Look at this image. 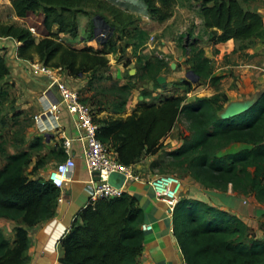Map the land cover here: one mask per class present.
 I'll list each match as a JSON object with an SVG mask.
<instances>
[{
  "label": "trees",
  "instance_id": "trees-1",
  "mask_svg": "<svg viewBox=\"0 0 264 264\" xmlns=\"http://www.w3.org/2000/svg\"><path fill=\"white\" fill-rule=\"evenodd\" d=\"M142 1L155 21L165 22L172 17L178 0ZM194 1L200 6L204 27L217 52L230 41L238 44L239 50L264 43L263 15L253 6L258 0ZM11 2L17 17L26 21L35 18L38 24L8 22L0 17V37L21 43L18 56L22 59L37 58L46 66L62 68L76 78L90 75V89L94 92L82 101L91 104L99 125L98 138L110 146L120 163L134 166L146 155L157 154L168 134L184 117L189 135L178 149L166 153L168 162L160 165L154 162L152 167H160L165 174L189 173L206 188L227 191L231 186L233 191L252 195L264 204V91L250 109L227 119L221 116L223 105L229 101L225 93L197 97L193 101H188L186 94L165 97L159 104L142 101L131 115L121 117L132 96V85L114 81L107 89L95 88L94 84L112 79L105 75L110 68L109 56L119 51L118 42L124 35L132 37L129 28L136 24V18L107 0ZM79 15L89 17L91 38L96 16L106 21L112 35L98 48L77 49L67 45L59 34L77 38ZM40 24L49 34L37 38L35 29ZM55 25L58 32L53 31ZM136 31L144 34L142 30ZM190 48L188 64L198 80L194 83L187 79L180 84L186 92L194 84H217L220 77L214 76L215 66L205 49L197 47L195 42ZM166 65L164 59L154 57L145 63L142 77L151 78L159 85L158 76ZM9 70L6 56L0 53V156L4 158L0 169V219L16 223L11 238L0 226V264H29V230L55 216L61 189L41 176H31L45 164L43 158L31 173L27 172L33 152L22 149L25 142L22 139L17 142L18 132L14 133V141L6 139L10 119L17 115L14 99L10 101L12 110L7 111ZM10 111L14 113L12 117ZM103 112L113 115L101 117ZM10 143L18 149L13 154L7 149ZM235 144L244 147L222 154ZM144 220L145 213L137 197L127 191L117 197L90 201L61 239L65 252L62 263L140 264ZM174 228L189 264H264V240L251 235L243 219L214 206L204 197H185L179 201L174 209Z\"/></svg>",
  "mask_w": 264,
  "mask_h": 264
},
{
  "label": "crops",
  "instance_id": "crops-1",
  "mask_svg": "<svg viewBox=\"0 0 264 264\" xmlns=\"http://www.w3.org/2000/svg\"><path fill=\"white\" fill-rule=\"evenodd\" d=\"M116 1L122 4L123 7L125 6L124 8L126 10L121 7L119 8L123 9L128 14L133 15L137 22H139V20L141 21V17H150V15L143 14L145 4L142 0ZM4 10H7L10 13L12 20L24 23V19L15 15L11 0H0V17L2 19ZM96 17H94V21L101 19L99 16ZM89 21L90 19L88 16L79 15L78 37L72 38L64 33H60V37L67 45L77 49H82L88 46L98 48L99 44L95 39L96 24L93 32V38H91L88 27ZM143 25V23H140L137 27L145 29ZM38 30L41 33L38 34L40 38L49 34L43 24L39 25ZM57 30L58 26L55 25L53 31L58 32ZM85 42H87V44H85ZM20 45L21 43L15 39L0 37V53L6 56L10 67L9 75L7 76L6 81L11 84V87H13L14 91L17 92L18 95L15 103L17 115L13 118V120H11L12 122L10 121L12 126L10 125L7 129L8 131L10 130V134H12L10 135V139H13L14 141V133L18 132L20 139L17 142L21 139L25 142L22 149L31 150L33 152L30 167L37 163L39 156L43 157L45 160V164L39 168L36 173L31 175L33 178H37L39 176L48 178L50 173L56 168L57 164L70 156L64 148L66 139L72 140L70 154L76 161V168L72 172L70 178L65 182L63 188H61V195L59 198L62 197V201L58 200V207L55 216L29 230L31 238V247L29 251L31 260L29 264H63L61 260L63 259L65 252L61 239L70 229L74 220L78 218L80 210L90 202V194L87 190L90 174L87 170L84 157L86 148L84 139L85 130L79 128L77 116L70 114L66 109H63L60 113L58 126L55 129L44 131L39 128L36 123L35 116L46 110L50 104L59 101V90L56 84H53L51 77L46 74H37L32 72L33 64L41 63L37 58L31 61L22 59L18 56V47ZM152 58L139 62V66L144 69L145 63ZM62 72L67 84L72 87L75 86L76 88H79L81 95L85 93V96H88L94 92L90 90L89 75L76 78L70 76L63 69ZM134 73H136V71L132 70V74ZM148 80L150 82L149 86L154 88V90H149V93L151 94L152 91L154 92L151 95L149 93H145V96H140L139 103L145 101L151 104H159L163 98L159 99V102H156V99L157 95H161L159 94L161 93L159 92L161 87L155 90V81H153V79L151 80V78ZM163 86L165 87V84ZM171 96L174 95H165L164 98ZM150 99L154 102L150 101ZM255 100L256 97L254 99L248 98L244 100L235 99L230 104L248 103L249 105H252ZM137 105L132 111H127L126 106V111L120 116L127 117L131 115L137 108ZM13 115L14 113H12L10 117ZM112 115L113 114L110 112H103L100 116L107 117ZM26 120L29 122L28 126L24 125L26 124ZM15 127H17V129H15ZM11 129H13V131ZM238 145L242 144H235L233 146ZM17 150L18 149L16 148L15 151L11 153L13 154ZM146 156L152 157L153 155ZM132 168L139 175H145V171L140 170L143 169L140 162L132 166ZM138 170L140 172H137ZM184 178L185 183L182 191V198H201L204 196L202 195L204 194L202 192L203 188L197 184L198 181L192 177L189 179L186 177ZM150 180V177H143L142 181H129L125 189L127 192L137 197L139 205L145 213V220L142 225L144 230V244L138 257V261L140 264H181L182 259L186 257L181 241L175 233L174 211H172L164 201L156 196L155 191L150 184ZM230 188L232 187L230 186ZM210 203L232 213L230 208H226L221 204L212 203L211 201ZM238 216L241 218L240 215ZM4 222L14 223L12 220L1 218L0 225ZM144 225H147L149 228L144 229Z\"/></svg>",
  "mask_w": 264,
  "mask_h": 264
},
{
  "label": "rangeland",
  "instance_id": "rangeland-1",
  "mask_svg": "<svg viewBox=\"0 0 264 264\" xmlns=\"http://www.w3.org/2000/svg\"><path fill=\"white\" fill-rule=\"evenodd\" d=\"M108 1L115 4V6L126 10L124 8L125 6L123 7V5L116 0ZM253 6L258 7L259 12L263 15L264 19V0L256 1ZM145 8L143 14L149 15ZM106 14L109 15L108 13ZM3 20L16 22L12 20L10 13L7 10H4ZM16 23L37 25L38 21L33 18L29 21L24 20V23ZM140 23L144 24L143 26L145 29L137 27ZM95 24V39L98 41V44H100L112 35L113 30L102 18L97 19ZM134 26H136V30L144 31V34L142 35V32L140 33V31L137 32L133 29ZM134 26L129 28L132 37L124 35V38L118 42V46L120 47L119 51L115 54H110L109 56L110 68L105 75L111 76L112 79H104L101 82H96L94 84L95 88L103 86L107 89L114 81H118L121 84H131L132 96L128 102L127 111H132L137 104H140L139 100L142 94H148L149 90H154L153 87L149 86L150 82L148 79L150 78L142 77L144 71L143 68L139 66V62H143L152 57L164 59L167 64L161 73L166 79L164 83L165 87L163 86L164 84L158 85L155 83V90L161 87L159 90V92H161L159 94L161 95H157L156 102H159V99L164 98L165 95L167 96L169 94H186L188 101H193L197 97L225 93L229 96L230 101L223 105L222 112H224L227 106L235 99L244 100L248 98L254 99L255 97L258 99L264 91V43H260L254 48L239 50L238 44L234 41H230L221 46L217 52L213 42L210 41L209 32L204 27V21L200 13V6L196 1L178 0L174 7L172 17L165 22L155 21L151 16L149 18L141 17V21H136ZM39 33L38 28L35 29V35L37 38H40L38 35ZM101 34L103 36H101ZM119 35L120 34H117V36ZM194 42L197 47L204 48L206 55L212 59L213 65L215 66L214 76H219L220 80L217 84L211 82L202 85L194 84L193 88L189 92H186L185 87L180 83L188 79L187 73L190 70V65L188 64L191 49L190 45ZM85 44H87V42H85ZM123 48L125 49L124 52L121 51ZM132 70L136 71V73H134L135 75L132 74ZM73 88L79 90V88H76L75 86ZM90 90L94 91L93 89ZM153 92L154 91H152L151 94ZM81 96L82 98L86 97L85 93ZM88 96H90V94ZM108 96L111 97L109 94ZM17 97V92L11 87L7 111L12 108V103H10V101L14 99L16 103ZM150 101L153 100L150 99ZM88 104L91 105L89 102ZM10 112L11 116L13 111ZM11 120L13 119H10V121ZM25 123L26 124L24 125L28 126L29 122H27V120ZM10 125L12 126L11 123ZM15 129H17V127H15ZM11 130L13 131V129ZM8 132L9 133H5L7 140H9L11 138L10 135H12L10 134V130ZM188 135L187 121L184 117H181L173 131L164 140L163 148L152 157L145 156L142 158L140 163L143 166V169L140 170L145 171V175H140L144 178L150 177L152 179L157 175L165 174L162 173L160 167H152V163L157 162V164L160 165L161 163L168 162L169 157L166 156V153L178 149L184 142L183 138ZM14 147L15 146L10 143L8 144L7 149L11 153L15 151L16 148ZM243 147L244 146L242 145L233 146L224 150L222 154L237 152ZM41 158L43 157L39 156V159ZM3 164L4 158L0 156V169ZM34 166L35 165L32 167L29 166L27 172L31 173ZM137 172L140 171L138 170ZM166 174H175L178 176L179 179H181L180 182L182 189L184 188L185 183L184 177L188 179L192 177L189 173L179 171H169ZM43 178L48 180L46 177ZM197 184L203 188L202 192L204 194L202 195H204V198L210 200L212 203L221 204L226 208H230V210H232L231 214L236 216L240 215L245 221L251 235H255L256 238L264 240V204L257 201L254 196L241 195L233 191L232 188L227 191H221L208 187L206 188L199 182ZM15 224V222H4L0 226L3 228L4 232H6L8 237L11 238L13 236Z\"/></svg>",
  "mask_w": 264,
  "mask_h": 264
},
{
  "label": "built area",
  "instance_id": "built-area-1",
  "mask_svg": "<svg viewBox=\"0 0 264 264\" xmlns=\"http://www.w3.org/2000/svg\"><path fill=\"white\" fill-rule=\"evenodd\" d=\"M101 36H103L101 34ZM32 72L42 73L51 77L53 84H56L60 99L35 116L39 128L42 130H52L58 126L59 115L63 109L70 114L77 116L78 126L85 130V163L90 174L87 190L90 194V201L101 198H111L120 196L124 188H116L108 182L112 172H121L126 176V184L129 181H142L143 177L136 173L132 166L120 163L110 150V146L98 138L99 125L95 119V113L89 104L82 101L79 90L67 84L64 79L62 68H53L44 63L33 64ZM72 140L66 139L64 143L65 151L70 155L64 161L57 164L56 168L50 173V180L58 188H63L65 182L70 178L76 168V161L70 154ZM98 174L99 179H95ZM181 179L175 174L157 175L150 180L156 196L164 201L168 207L174 211L175 207L182 199ZM62 201V197L59 198ZM148 229L147 225L143 226ZM181 264H189L186 258L182 259Z\"/></svg>",
  "mask_w": 264,
  "mask_h": 264
},
{
  "label": "water",
  "instance_id": "water-1",
  "mask_svg": "<svg viewBox=\"0 0 264 264\" xmlns=\"http://www.w3.org/2000/svg\"><path fill=\"white\" fill-rule=\"evenodd\" d=\"M187 77L189 80H191L192 82L196 83L197 82V77L195 75V73L192 70H189V72L187 73ZM158 82L160 84H164L166 79L164 76H159L158 77ZM257 100V99H256ZM255 100V102H256ZM254 102V103H255ZM252 105H249L248 103H232L230 104L226 110L221 114L222 118H231L234 117L240 113H243L245 111H247L248 109H250ZM95 179L98 180L99 176L98 174H95ZM108 182L115 186L116 188H124L126 189L127 184H126V176L124 173L121 172H112L109 176Z\"/></svg>",
  "mask_w": 264,
  "mask_h": 264
}]
</instances>
